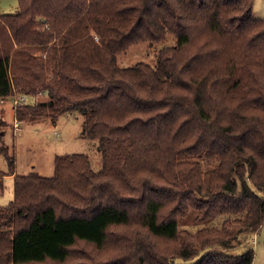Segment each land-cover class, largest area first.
<instances>
[{
	"label": "trees",
	"instance_id": "obj_1",
	"mask_svg": "<svg viewBox=\"0 0 264 264\" xmlns=\"http://www.w3.org/2000/svg\"><path fill=\"white\" fill-rule=\"evenodd\" d=\"M253 1L18 0L0 14V101L27 98L14 122L80 116L101 158L93 169L84 154L56 156L52 177L16 175L0 147V176H13L0 264H252L244 241L264 224ZM138 45L152 62L119 63Z\"/></svg>",
	"mask_w": 264,
	"mask_h": 264
},
{
	"label": "rangeland",
	"instance_id": "obj_2",
	"mask_svg": "<svg viewBox=\"0 0 264 264\" xmlns=\"http://www.w3.org/2000/svg\"><path fill=\"white\" fill-rule=\"evenodd\" d=\"M18 0H0V14H13L17 11ZM252 15L256 19H264V0H254ZM145 45H138L119 56L122 65H130L138 60L152 62L153 52ZM148 54V56H147ZM44 97H36L35 102L44 101ZM6 102V101H5ZM14 107L6 102L0 104V131L4 130L0 147H7L8 153L14 158V173L25 175L31 171L43 177H52L54 173V159L56 156L84 154L89 158L93 169L101 165V158L97 149V142L83 137L84 119L80 116L66 115L59 117L55 122L44 120L28 124L18 123L14 127ZM6 121L7 126L1 124ZM7 163L0 155V173H7ZM2 193L0 206L7 205L13 197V179L0 176ZM245 246H251L254 251L252 264H264V224L260 232L251 236ZM165 246V245H164ZM78 251L90 255L94 247L87 244H78ZM79 256V255H77ZM76 262V260H75Z\"/></svg>",
	"mask_w": 264,
	"mask_h": 264
},
{
	"label": "built area",
	"instance_id": "obj_3",
	"mask_svg": "<svg viewBox=\"0 0 264 264\" xmlns=\"http://www.w3.org/2000/svg\"><path fill=\"white\" fill-rule=\"evenodd\" d=\"M4 103H6V102L0 101V104H4ZM8 103L14 108L16 106H23L24 104L27 103V98L25 96L17 97V98H14L13 100L8 101ZM16 123L17 122H15L14 127L17 126Z\"/></svg>",
	"mask_w": 264,
	"mask_h": 264
},
{
	"label": "crops",
	"instance_id": "obj_4",
	"mask_svg": "<svg viewBox=\"0 0 264 264\" xmlns=\"http://www.w3.org/2000/svg\"><path fill=\"white\" fill-rule=\"evenodd\" d=\"M17 124V126L19 125L18 123H16ZM14 125V124H13ZM17 126H16V128H17ZM8 177H11V178H13V176H8ZM1 193H2V189H1ZM0 193V194H1Z\"/></svg>",
	"mask_w": 264,
	"mask_h": 264
}]
</instances>
